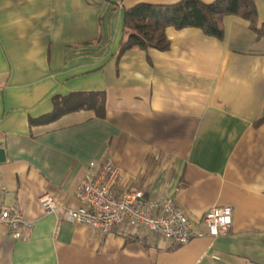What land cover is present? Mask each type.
<instances>
[{"label":"crops","instance_id":"crops-1","mask_svg":"<svg viewBox=\"0 0 264 264\" xmlns=\"http://www.w3.org/2000/svg\"><path fill=\"white\" fill-rule=\"evenodd\" d=\"M178 1L0 0V175L5 203L34 222L22 238L0 227V264H264V35L226 15L220 39L168 27L167 50L118 55L125 9ZM254 2L264 23V0ZM92 91L105 95L103 117L30 124L53 96ZM103 160L119 168V191L171 196L196 220L231 206L230 231L173 245L43 212V194L83 205L74 189Z\"/></svg>","mask_w":264,"mask_h":264},{"label":"built area","instance_id":"built-area-1","mask_svg":"<svg viewBox=\"0 0 264 264\" xmlns=\"http://www.w3.org/2000/svg\"><path fill=\"white\" fill-rule=\"evenodd\" d=\"M78 181L73 195L83 202L76 208L55 203L48 194L39 197L44 213H55L71 223L82 224L105 234L120 226L146 231L168 240L173 245H184L191 239L209 235L227 234L232 223V207L215 206L199 220L179 207L171 196H153L140 188L119 191V168L110 160H103L96 171L91 167ZM11 193L0 175V227L9 230L14 238H22L34 225L24 217L20 207L7 205Z\"/></svg>","mask_w":264,"mask_h":264},{"label":"trees","instance_id":"trees-1","mask_svg":"<svg viewBox=\"0 0 264 264\" xmlns=\"http://www.w3.org/2000/svg\"><path fill=\"white\" fill-rule=\"evenodd\" d=\"M226 15H235L249 23V28L258 37L264 35V23L259 22L254 0H180L173 4L137 3L124 10L123 31L118 55L131 48L143 50L154 48L167 50L170 41L166 28H200L205 34L223 37L222 20ZM51 112L31 118L30 124H46L62 115L77 110H92L103 117L105 95L102 92H71L52 98Z\"/></svg>","mask_w":264,"mask_h":264},{"label":"water","instance_id":"water-1","mask_svg":"<svg viewBox=\"0 0 264 264\" xmlns=\"http://www.w3.org/2000/svg\"><path fill=\"white\" fill-rule=\"evenodd\" d=\"M4 159V151L3 149L0 147V161H2Z\"/></svg>","mask_w":264,"mask_h":264}]
</instances>
